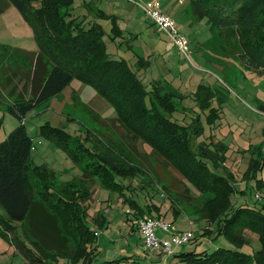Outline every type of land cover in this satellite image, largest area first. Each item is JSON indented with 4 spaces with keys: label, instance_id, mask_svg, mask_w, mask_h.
I'll list each match as a JSON object with an SVG mask.
<instances>
[{
    "label": "rangeland",
    "instance_id": "374dc122",
    "mask_svg": "<svg viewBox=\"0 0 264 264\" xmlns=\"http://www.w3.org/2000/svg\"><path fill=\"white\" fill-rule=\"evenodd\" d=\"M149 4H154L172 22L173 29L158 28L145 11ZM72 6L74 17L100 25L106 52L113 58H124L142 81L148 90L145 98L148 106L158 104L153 96L154 88L174 95L171 98L174 109L166 115L200 131L197 135L190 132V151L217 174L225 178L231 175L235 179L231 183V209L240 205L261 208L264 166L258 171L252 166L261 165L264 160V76L241 60V46L234 29L229 27L227 36L224 31L219 32L220 28L214 27L206 17L194 14L191 0H74ZM176 38L184 41L182 46ZM37 51L32 29L19 11L9 6L0 12V86L8 84L11 72L6 68L9 67V71H18V92L29 98L23 80L32 69L27 55ZM7 100L3 95L0 97V142L18 123V119L5 110ZM114 118L116 111L112 104L78 79H73L59 96L42 102L24 118L33 141L34 164L61 170L64 181L70 180L63 175L67 172L64 168H69L71 162L77 164L54 141L39 134L40 126L45 123L76 136L83 137L86 132L88 138L100 137L110 147L118 145L122 148H116L117 151L131 152L145 172L154 176L146 187L138 185H146L138 178L135 181L139 182H132L137 187H122V193H112L101 186L98 179L91 186L92 196L85 202L86 222L96 234V260L130 256V262L124 264H189L166 253L162 245L154 250L145 247L137 227L140 218L135 208L122 199L123 194L143 206L145 212H148L147 205L159 206V217L154 209L144 215L168 225V229L157 224L153 227L160 242L171 241L172 247L197 252H211L217 247L234 249L228 239L217 232L216 225L199 216L203 198H196L197 190L142 141L126 136L117 123L113 126ZM204 154L215 161L207 160ZM174 176L191 191L187 192L181 183H174ZM179 195L190 200L182 202ZM173 198L177 199L175 206H181L177 213L170 206ZM206 230L208 233L203 234ZM173 233H189L190 238L176 245ZM243 235L249 242L240 247V251L250 254L260 248L256 233L245 230ZM56 259L52 264H73L70 257L57 256ZM0 264L43 263L36 259L30 262L0 236Z\"/></svg>",
    "mask_w": 264,
    "mask_h": 264
},
{
    "label": "trees",
    "instance_id": "16d2710c",
    "mask_svg": "<svg viewBox=\"0 0 264 264\" xmlns=\"http://www.w3.org/2000/svg\"><path fill=\"white\" fill-rule=\"evenodd\" d=\"M73 3L74 0H0V12L14 6L31 27L38 45L37 52L27 55L32 69L23 80L29 98L18 92L5 108L18 123L0 142V236L30 262L36 259L52 264L57 256L70 257L73 264L130 262V256L96 260V234L86 222L85 202L92 196L91 186L97 179L112 193H122V187L136 186L132 182H139L135 181L138 178L146 183H139L140 186L151 184L152 173L145 172L131 152L117 151L116 148H122L118 145L110 147L100 137L88 138L86 132L83 137L76 136L48 123L40 126L39 134L54 141L82 173L64 181L53 168L36 165L32 160L33 141L24 118L78 79L112 104L116 111L113 126L117 123L126 136L142 141L197 190L196 198H203L199 216L209 219L234 246L217 247L211 252L173 250L178 260L189 264H264V204L261 208L240 205L231 209V183L235 179L217 174L190 151V132L197 135L200 131L166 115L174 109V95L154 88L158 104L148 106L145 85L124 58H113L106 52L99 24L86 23L72 15ZM191 5L194 14L206 17L225 36L227 29L233 28L241 46V60L264 76V0H191ZM259 164L252 166L254 171L262 169L264 160ZM173 182L191 191L176 177ZM121 196L135 208L139 218H151L144 214L152 209L160 216L159 206L147 205L145 212L133 198ZM190 196L193 197L191 193ZM173 200L170 206L177 213L180 205L175 206L177 199ZM181 200L190 199L184 196ZM245 230L256 233L260 243V248L250 254L239 250L249 242L243 235ZM206 233L207 230L203 234ZM33 249L44 259L35 255Z\"/></svg>",
    "mask_w": 264,
    "mask_h": 264
},
{
    "label": "built area",
    "instance_id": "2783aa9c",
    "mask_svg": "<svg viewBox=\"0 0 264 264\" xmlns=\"http://www.w3.org/2000/svg\"><path fill=\"white\" fill-rule=\"evenodd\" d=\"M146 13L149 15L150 18L154 20V22L157 24L159 29H173L172 22L162 13L160 12L154 4H149L145 7ZM176 42L179 46L183 45V40L181 38H176ZM260 197L259 195H257ZM137 227L140 230L141 236L143 238V243L147 249H157L160 245H162L163 250L166 253H173V247L171 241H162L160 242L153 230V227L155 224L161 226L164 229H168V225L164 222H154L152 218L144 217L137 220ZM190 238L189 233H182V234H176L173 233V239L174 243L176 245H179L185 241H187Z\"/></svg>",
    "mask_w": 264,
    "mask_h": 264
},
{
    "label": "crops",
    "instance_id": "0c3cea01",
    "mask_svg": "<svg viewBox=\"0 0 264 264\" xmlns=\"http://www.w3.org/2000/svg\"><path fill=\"white\" fill-rule=\"evenodd\" d=\"M6 71L11 72V73L8 74V72H7L8 77H9L8 84H6L5 87L0 86V89H1L0 90V96L3 95L5 97H7L8 98L7 101H8V103H10V102L13 101L14 97L18 94L19 90H18V88H16V86H17L19 77H18V71L17 72H13V70L9 71V67L6 68ZM7 74H6V76H7ZM56 96H59V94L56 95ZM73 130H74L75 133H78L77 132V128H74ZM64 169L67 170V172L65 174H63V175L64 176L66 175V177H68L69 179H72L73 177L80 176L81 173H82V170L80 169V167H78V165L75 166L72 162L70 163V167L69 168H64ZM54 170H56V169H54ZM59 171H61V170H58L57 172H59ZM60 178H61V176H60ZM174 179H175V176H174ZM171 180H170V182H171ZM176 247H174L175 251L176 250H181V249H177Z\"/></svg>",
    "mask_w": 264,
    "mask_h": 264
}]
</instances>
